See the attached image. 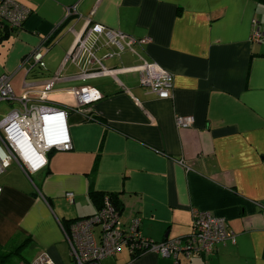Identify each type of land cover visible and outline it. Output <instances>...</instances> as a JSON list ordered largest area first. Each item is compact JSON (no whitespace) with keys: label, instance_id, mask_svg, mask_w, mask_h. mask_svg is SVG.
<instances>
[{"label":"crops","instance_id":"obj_1","mask_svg":"<svg viewBox=\"0 0 264 264\" xmlns=\"http://www.w3.org/2000/svg\"><path fill=\"white\" fill-rule=\"evenodd\" d=\"M16 1L30 13L21 30L0 39V76L10 77L16 96L37 101L47 91L46 105L68 110L71 149L50 151L46 167L29 176L14 164L0 176V246L15 239L30 245V260L45 253L70 263L63 229L97 211L91 189L116 194L121 223L138 218L141 235L156 243L189 235L193 209L223 218L235 234L210 257L178 264H264V2ZM93 24L149 40L137 51L172 75V98L150 94L133 72L117 82L77 79L65 58ZM38 48L47 49L44 70L25 61ZM136 64L129 52L103 61ZM83 87L99 96L87 107L91 120L71 94ZM175 115L191 116L192 126L177 129ZM171 263L153 253L133 258L125 247L101 262Z\"/></svg>","mask_w":264,"mask_h":264},{"label":"built area","instance_id":"obj_2","mask_svg":"<svg viewBox=\"0 0 264 264\" xmlns=\"http://www.w3.org/2000/svg\"><path fill=\"white\" fill-rule=\"evenodd\" d=\"M30 11L16 0H0V39L10 31H19ZM261 33L256 29L251 40L258 41ZM149 40L134 39L120 31L107 29L93 24L84 28L65 60L78 69L77 79L111 77L122 73H136L139 85L150 94L163 100L172 98L173 78L166 70L154 62L147 61L138 51ZM104 49L105 53L97 57L96 53ZM46 48L33 50L25 61L30 67L45 69L43 61ZM129 52L137 59L132 67L106 68L103 61L119 57ZM58 77H53L56 81ZM47 91L39 94L37 101L27 93L16 96L10 86V77L0 76V105L8 104L10 109L0 119V176L14 164L25 176L36 173L46 167V155L52 150L71 149L67 129L68 110L45 104ZM81 115L91 120L87 108L98 99V95L86 87L71 90ZM177 129H188L193 124L191 116H174ZM182 165L181 162H178ZM184 166V165H183ZM186 170L189 167L184 166ZM1 193V188H0ZM72 203V195H65ZM192 231L189 235L167 239L156 243L140 233V220L133 217L128 224L120 221V214L105 196L102 206L93 215L76 219L63 229L68 246L69 264H101L104 259L115 256L125 247L132 257L153 253L178 264L180 257L189 259L193 255L210 257L215 246L227 241L234 243L235 234L227 227L223 218L208 212L193 209ZM14 264H55L48 255L39 253L32 260L18 261Z\"/></svg>","mask_w":264,"mask_h":264},{"label":"rangeland","instance_id":"obj_3","mask_svg":"<svg viewBox=\"0 0 264 264\" xmlns=\"http://www.w3.org/2000/svg\"><path fill=\"white\" fill-rule=\"evenodd\" d=\"M119 79L124 81L122 76L119 77ZM9 109L10 107L6 103L0 105V119L5 114H7ZM14 240L8 243V245H6L5 247L0 246V264H14L20 261L21 259H31L30 245L27 243L23 247L17 248L19 246V243ZM63 264H69L68 259L64 260Z\"/></svg>","mask_w":264,"mask_h":264},{"label":"trees","instance_id":"obj_4","mask_svg":"<svg viewBox=\"0 0 264 264\" xmlns=\"http://www.w3.org/2000/svg\"><path fill=\"white\" fill-rule=\"evenodd\" d=\"M264 2V0H262ZM107 196L109 198V201L110 203L112 204V206L115 208V210L120 214L121 213V205H120V202L117 200V197H116V194H113V193H103V192H96V191H93V190H89L88 191V199L90 201V203L92 204V206L98 210L101 208L102 206V202H103V198ZM69 222H72V221H69ZM67 222V223H69ZM65 224H63V227L65 228L64 226ZM25 244H22L20 245L19 247L17 248H21L23 247ZM9 254H12V253H9ZM134 258V257H133ZM22 261V260H20ZM27 262V261H25Z\"/></svg>","mask_w":264,"mask_h":264}]
</instances>
